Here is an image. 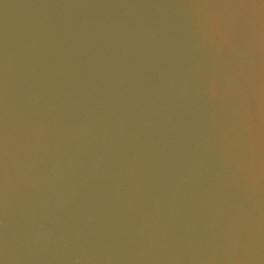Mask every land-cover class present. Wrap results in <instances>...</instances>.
I'll list each match as a JSON object with an SVG mask.
<instances>
[{"label": "water", "instance_id": "95a60500", "mask_svg": "<svg viewBox=\"0 0 264 264\" xmlns=\"http://www.w3.org/2000/svg\"><path fill=\"white\" fill-rule=\"evenodd\" d=\"M0 264H264V0H0Z\"/></svg>", "mask_w": 264, "mask_h": 264}]
</instances>
